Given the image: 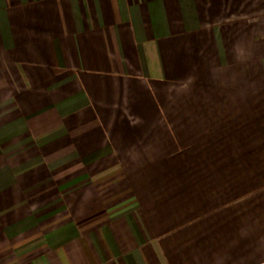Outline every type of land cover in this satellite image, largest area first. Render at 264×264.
<instances>
[{
    "label": "crops",
    "instance_id": "1",
    "mask_svg": "<svg viewBox=\"0 0 264 264\" xmlns=\"http://www.w3.org/2000/svg\"><path fill=\"white\" fill-rule=\"evenodd\" d=\"M0 264H264V0H0Z\"/></svg>",
    "mask_w": 264,
    "mask_h": 264
}]
</instances>
